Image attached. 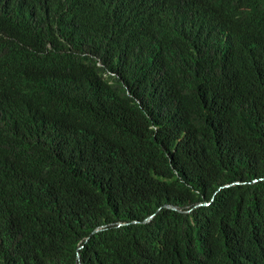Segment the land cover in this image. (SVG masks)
<instances>
[{
	"label": "trees",
	"instance_id": "1",
	"mask_svg": "<svg viewBox=\"0 0 264 264\" xmlns=\"http://www.w3.org/2000/svg\"><path fill=\"white\" fill-rule=\"evenodd\" d=\"M0 264H264V0H0Z\"/></svg>",
	"mask_w": 264,
	"mask_h": 264
},
{
	"label": "water",
	"instance_id": "2",
	"mask_svg": "<svg viewBox=\"0 0 264 264\" xmlns=\"http://www.w3.org/2000/svg\"><path fill=\"white\" fill-rule=\"evenodd\" d=\"M200 207H204V205H200ZM170 208V207H167ZM173 210H176V208H171ZM154 217H151L149 220L146 221V223H149Z\"/></svg>",
	"mask_w": 264,
	"mask_h": 264
},
{
	"label": "clouds",
	"instance_id": "3",
	"mask_svg": "<svg viewBox=\"0 0 264 264\" xmlns=\"http://www.w3.org/2000/svg\"><path fill=\"white\" fill-rule=\"evenodd\" d=\"M110 76H111V77H115V75H114V74H111Z\"/></svg>",
	"mask_w": 264,
	"mask_h": 264
},
{
	"label": "rangeland",
	"instance_id": "4",
	"mask_svg": "<svg viewBox=\"0 0 264 264\" xmlns=\"http://www.w3.org/2000/svg\"><path fill=\"white\" fill-rule=\"evenodd\" d=\"M204 206L208 207V205H204Z\"/></svg>",
	"mask_w": 264,
	"mask_h": 264
}]
</instances>
